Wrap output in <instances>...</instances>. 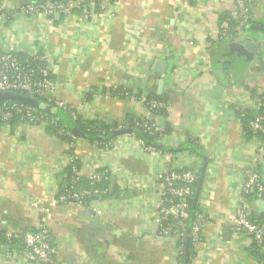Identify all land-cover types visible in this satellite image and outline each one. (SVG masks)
Masks as SVG:
<instances>
[{
    "label": "crops",
    "instance_id": "1",
    "mask_svg": "<svg viewBox=\"0 0 264 264\" xmlns=\"http://www.w3.org/2000/svg\"><path fill=\"white\" fill-rule=\"evenodd\" d=\"M29 1L0 0V9L5 14ZM100 1L114 18L100 11L84 20L75 10L55 18L7 12L0 21V47L12 45L22 55L51 62L57 99L85 121L117 129L147 116L144 104L122 97L116 88L145 103L154 94L169 106L167 117L152 116L169 130L154 153H144L127 134L116 133L108 150L77 137L70 152L87 169H109L116 198L110 194L95 207L51 210L48 226L59 259L65 264H176V242L160 238L154 222L158 175L168 167L162 152L173 150L175 166L204 174L196 188L198 203L213 219L201 232L193 264H262L251 237L234 239L228 221L258 152V138L248 139L241 112H256L264 95V0L251 13V25L259 29L240 31L228 44H220L217 33L222 20L236 11L235 0L91 3ZM233 44L242 50L233 51ZM247 44L256 45L255 52ZM55 108L68 120L53 118L73 123L69 112ZM68 143L39 125L0 132V234L38 227L51 196L63 185ZM259 171L264 183V165ZM36 200L42 208L32 206ZM0 264L28 263L0 252Z\"/></svg>",
    "mask_w": 264,
    "mask_h": 264
},
{
    "label": "built area",
    "instance_id": "2",
    "mask_svg": "<svg viewBox=\"0 0 264 264\" xmlns=\"http://www.w3.org/2000/svg\"><path fill=\"white\" fill-rule=\"evenodd\" d=\"M92 0H44L43 2L29 1L21 6L8 8V13H20L25 15H39L46 18L59 16H71L77 10L81 12L84 20L89 19L96 12H110L109 5L105 1L91 3ZM258 0H235L236 11L223 21L217 33L219 40H230L232 38V24L237 26L235 30L241 31L242 28L249 26L251 13ZM115 4L117 0H111ZM89 4V5H88ZM92 6L89 8V6ZM0 21L5 19L3 9H0ZM111 13V14H110ZM111 18L115 13L110 12ZM22 52L15 46L6 45L0 47V92H11L17 94H28L46 104H51L70 113L72 119L77 120L79 115L76 111L68 107L65 102L59 101L56 97V85L52 80L54 65L47 59L39 56H26L22 58ZM116 93L125 96L133 101L144 104L148 111L147 116L135 120L134 127L141 128L144 132L157 136L159 146H163L166 137V128L152 117L153 109H164L169 111V106L157 100L139 101V96L132 94L127 89ZM264 107V95L255 106L256 113L250 121V129L253 135L258 138V152L250 169L247 178L239 191L238 206L234 215L228 221V227L234 239L244 234L251 237L256 243L257 250L263 254L264 264V223L257 224L249 220L251 200L258 204L264 202V183L261 180L259 168L264 165V115L258 111ZM249 110H242L241 118L247 116ZM258 112V113H257ZM14 115L19 116V125H39L45 128L52 127L57 129L58 135L70 139L68 145L67 162L64 169L71 167L72 175L70 184L63 188H58L50 198V208H44V216L40 219V224L35 231H9L0 234V252L6 258L20 257L23 262L28 264H65L58 257V249L54 242L53 235L48 226V216L52 215L54 208L65 205H92L96 206L99 200H104L107 194L105 188L99 187L101 183L113 178L111 171L103 166H93L86 168L83 161L72 154L70 151L75 148L77 137L69 130L60 127L57 118H49L38 108L17 101H3L0 104V121L4 122L0 126V132L11 128L10 120ZM128 127L119 126L117 131L127 130ZM129 137L137 139L144 153L151 154L156 148L148 146L145 142L135 135V131L125 133ZM99 149L108 150L114 147L115 141L108 143H95ZM163 158L168 163L165 171L158 175V203L155 207L154 222L156 224L157 235L160 238H172L177 244L176 264H182L183 245L178 244L184 240L193 245L197 252L201 239L202 230L213 222V219L204 209L203 202L199 201L202 212L198 213L195 219L190 220L191 203L194 199V187L199 181L200 173L196 170L187 169L183 166L173 164L174 155L169 151L162 152ZM77 161L81 162V168L77 167ZM64 172V170H63ZM62 172V179L66 176ZM86 174V175H84ZM89 180L92 187L90 190L79 191L78 186L84 178ZM93 196L92 201H86V197ZM198 202V201H197ZM36 209L43 207V202L36 200L32 203ZM21 242L23 247L20 250L11 246L14 242Z\"/></svg>",
    "mask_w": 264,
    "mask_h": 264
},
{
    "label": "trees",
    "instance_id": "3",
    "mask_svg": "<svg viewBox=\"0 0 264 264\" xmlns=\"http://www.w3.org/2000/svg\"><path fill=\"white\" fill-rule=\"evenodd\" d=\"M43 1L44 0H36V2H43ZM225 19H228V18H225ZM225 19L222 20V22L225 21ZM252 22L253 21L251 20L249 26L252 24ZM236 26H237V24H235V23L232 24V31H231L232 38L230 40H218V42L220 44H228V42H231L232 40L239 37L241 32L235 30ZM249 26L242 28L241 31H247L248 29H250ZM20 56L22 58L26 57L25 55H20ZM122 97H125V96H122ZM153 99L158 100L160 102L167 103L166 100L159 98L154 94H150L148 96V101L153 100ZM0 104H1V102H0ZM48 105H51V104H48ZM39 110L42 111L44 114H46L49 118L55 117V115H52V113L47 112L46 110H41V109H39ZM258 112L260 114L264 115V107H262ZM255 113H256L255 111L252 112L251 110H249L247 112V116L245 118H243L244 125H245V132H246L248 139L254 138V135L250 129V121L252 119V116ZM152 116L167 117L168 112L164 109H153L152 110ZM19 119L20 118L18 115H14L12 117V119L10 120V124H11L12 128H15L16 126L19 125V123H20ZM58 120H59L61 128L65 129V130H69L76 137H83L85 140L89 141L92 144L108 143L111 140H114L116 138L117 130L114 127L104 126L102 124L100 125L97 123V121H85L83 118L79 117L77 120H74L73 123H71V125L66 126L63 121H61L60 119H58ZM135 120H137V119L132 118L131 120H129L128 125H127L128 129L134 130L137 138L143 140L146 145L152 146L156 149L161 150V146H159V144H158L157 136L150 135V134L144 132V130H142L141 128H135L134 127ZM2 124H4V122L0 121V126ZM47 129H48V131L58 135L57 129L52 128V127H48ZM168 131H169L168 128H166V134L168 133ZM58 136L60 137V135H58ZM61 138H63V140H65L67 142H70V139H68L66 137L61 136ZM165 150H169V149H165ZM170 152L173 154L176 153V151H173V150H170ZM77 167L81 168V162L77 161ZM63 173L66 176L63 178V185L61 186L62 190H63V188H65L66 186H68L70 184V179H71V175H72L71 167L65 168ZM111 179H112V177H110V179L108 181L101 183L99 186V187L105 188L107 190V194H105L103 196L104 200L108 199V197L110 196L109 186H110ZM198 184H199V181L194 188V198H195L196 188H197ZM91 188L92 187L89 184V180L86 177L82 178V180L78 186L79 191L90 190ZM85 200L88 202L92 201L93 196L86 197ZM249 202H250L249 220L254 222V223H257V224H263L264 223V214H260L255 209L256 204L251 200V197L249 198ZM200 212H202L200 204L198 202L195 203V201L193 199V201L191 203L190 220L188 221V224H190L191 221L193 219H195L197 214ZM35 230L36 229H30L27 231H35ZM178 244L183 245V252L184 253L182 256V264H193V260L197 254V252L193 248V245L191 243H187L186 240H184L183 242L179 241ZM11 246L13 248H16L17 250H20L23 247L21 242H17V241L12 243ZM253 252H254L255 256L257 257V261L262 263L263 262V254L257 250L256 243L253 244Z\"/></svg>",
    "mask_w": 264,
    "mask_h": 264
},
{
    "label": "water",
    "instance_id": "4",
    "mask_svg": "<svg viewBox=\"0 0 264 264\" xmlns=\"http://www.w3.org/2000/svg\"><path fill=\"white\" fill-rule=\"evenodd\" d=\"M31 1H36V0H31ZM249 28L259 29V27L255 26V25H250ZM230 48L233 49V51H236V52L242 50V48L239 47L236 44L231 45ZM255 48H256V45H254V44H247L246 45V49L250 50L252 52H255V50H256ZM7 100L8 101H17V102H21V103H24V104H27V105H31V106L36 107L38 109L46 110L47 112H50V113H52L54 115H58L62 119H67L64 115H62L60 113V110H58L55 107H53L51 105H48L45 102H43V101H41V100H39V99H37L35 97H32V96H30L28 94H17V93H11V92H0V102L7 101ZM132 131H134V130L127 129V130L120 131V132L117 131V134H125V133L132 132ZM203 181H204V174L202 173L200 175V178H199V183L202 185ZM115 183H116V180H115V178H113L112 182H111V187H110V194H111V196H113V198H116V196L114 194ZM199 191H200V186L197 189V192L195 194V198H194L195 203L198 201ZM257 205H259V207H260V212L264 213V202H259Z\"/></svg>",
    "mask_w": 264,
    "mask_h": 264
}]
</instances>
